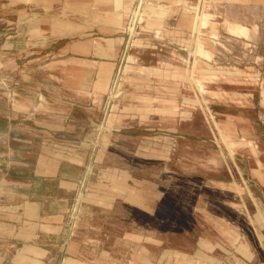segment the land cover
Listing matches in <instances>:
<instances>
[{"label": "rangeland", "instance_id": "1", "mask_svg": "<svg viewBox=\"0 0 264 264\" xmlns=\"http://www.w3.org/2000/svg\"><path fill=\"white\" fill-rule=\"evenodd\" d=\"M220 1L136 0L95 92L0 0L1 263L264 264V0Z\"/></svg>", "mask_w": 264, "mask_h": 264}, {"label": "crops", "instance_id": "2", "mask_svg": "<svg viewBox=\"0 0 264 264\" xmlns=\"http://www.w3.org/2000/svg\"><path fill=\"white\" fill-rule=\"evenodd\" d=\"M70 2V3H69ZM136 0H28L29 9H38L42 13L34 21L33 31L48 40H68L59 62L69 66L70 73H93L96 78L91 83L95 92L107 88L109 74L115 67L114 60L118 54V41L121 40L122 13L134 7ZM69 17L65 20V17ZM44 17V18H43ZM82 18V19H81ZM32 25V22H29ZM39 25V27H36ZM38 33V34H36ZM107 41H113L108 44ZM75 92L85 89L84 83L65 82ZM45 98H48L45 93ZM24 213L33 221L40 216L35 204ZM13 214L11 211L10 217ZM40 214V215H39ZM13 226V223H12ZM27 247V246H26ZM7 262V261H6ZM17 258L12 264H17ZM0 264H6L4 262Z\"/></svg>", "mask_w": 264, "mask_h": 264}, {"label": "bare ground", "instance_id": "3", "mask_svg": "<svg viewBox=\"0 0 264 264\" xmlns=\"http://www.w3.org/2000/svg\"><path fill=\"white\" fill-rule=\"evenodd\" d=\"M222 1V0H221ZM220 1V2H221ZM242 2V1H241ZM70 3V2H69ZM257 9H259V6L258 5H253V4H251V5H247V11H250V10H257ZM255 15H254V21L255 22H260L261 21V17H260V15H258L257 13H254ZM207 15H204V17H206ZM44 18V17H43ZM206 20H207V17H206V19L204 20V22H203V24H205L206 23ZM150 22H152V21H150ZM154 25V24H153ZM159 25V24H158ZM156 26V25H155ZM156 29V28H155ZM247 28L245 27V26H235V27H233V28H231V32L232 33H234V34H238V35H245L246 34V32H247ZM149 31V30H148ZM157 31V30H156ZM257 31H259L260 32V28L257 30ZM152 32V31H151ZM212 37H213V35H212ZM205 40V39H204ZM263 52V51H262ZM261 53V52H260ZM213 56V55H212ZM253 68V67H252ZM212 69V68H211ZM216 69V68H215ZM231 70V69H230ZM244 74V73H243ZM250 74V73H249ZM257 75V74H256ZM258 76V75H257ZM238 94V93H237ZM240 94V93H239ZM246 97V96H245ZM249 97V96H248ZM232 117V116H231ZM179 137V136H178ZM191 137V136H190ZM204 141V140H203ZM232 154V153H231ZM177 162V161H176ZM169 164V163H168ZM148 184V183H147ZM149 186V185H148ZM155 219V218H154ZM203 235V234H202ZM205 236V235H204ZM199 239V238H198ZM208 240V239H207ZM199 241V240H198ZM212 242V241H211ZM210 242V243H211ZM216 243V242H215ZM214 243V244H215ZM237 247V246H236ZM245 247V246H244ZM199 250V249H198ZM202 250V249H201ZM214 251V250H213ZM203 252V251H202ZM208 253V252H207ZM203 259V258H202ZM202 261V260H201ZM213 263V262H212Z\"/></svg>", "mask_w": 264, "mask_h": 264}]
</instances>
